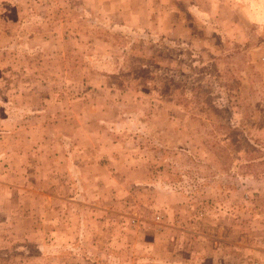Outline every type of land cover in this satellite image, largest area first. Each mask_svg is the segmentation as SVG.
Here are the masks:
<instances>
[{
	"label": "rangeland",
	"instance_id": "374dc122",
	"mask_svg": "<svg viewBox=\"0 0 264 264\" xmlns=\"http://www.w3.org/2000/svg\"><path fill=\"white\" fill-rule=\"evenodd\" d=\"M97 1L0 0V264H91L85 238L113 264H264V0L178 3L179 40ZM121 149L149 178L85 181ZM135 219L168 227L126 248Z\"/></svg>",
	"mask_w": 264,
	"mask_h": 264
},
{
	"label": "crops",
	"instance_id": "0c3cea01",
	"mask_svg": "<svg viewBox=\"0 0 264 264\" xmlns=\"http://www.w3.org/2000/svg\"><path fill=\"white\" fill-rule=\"evenodd\" d=\"M218 0H98L97 3L98 7H100V9H105L108 13L107 16H112L114 18H116L118 20V24L122 25V26H129V28L132 29H138L140 30L142 26H144L145 28L147 26H149V28L153 25H158L159 27V32L162 36L166 37V38H171V39H184L187 38V34L182 35L180 32V26L184 25L186 26V24H190V21L188 19H183L182 17V9L180 8L178 3H183L185 6L187 5H194L196 4L197 6L202 7V4H210V3H217ZM156 3H165L166 5L164 7L157 5ZM231 4L236 3V1L232 0L231 2H229ZM228 2L226 3L225 6H227ZM230 4V5H231ZM228 5V6H230ZM218 6V5H216ZM233 6V5H231ZM156 8H161L163 11L162 12H157ZM206 12H203V14H205ZM112 14V15H111ZM219 16V15H216ZM182 19V21H181ZM189 29V28H187ZM146 30V29H145ZM187 36V37H186ZM188 38H192V36L188 37ZM77 140L75 139L76 143ZM76 150L78 149V152L80 153V145L75 146L74 147ZM91 154L89 157H85L86 160H82L81 163H84L83 166L80 167H84V169H91L92 171L97 167V165H105L102 163L98 162V159H100V155L98 153V151H94V149H90ZM72 154H77V151H73V149L71 150ZM118 153L121 154V156H116V157H109V161L108 163H106V165L108 166L107 168V172L108 174L106 176H97V175H89L84 173V170H82V174L85 178V181H100L103 177H108L110 180H112L113 183L117 182V178L121 176V178L124 179V181H126V184H132V183H137L140 181L141 179L144 178H149V172H148V166L150 168V163H147L145 160L144 161H140V159H136V158H132L131 156L128 157L127 155H125L127 153L126 150L121 149ZM81 155V154H80ZM81 158V157H80ZM149 164V165H148ZM83 169V168H82ZM119 171H121V174H118ZM87 176V177H85ZM89 178V179H88ZM69 179L71 181V176L69 175ZM120 181V180H119ZM71 183V182H70ZM133 192L129 193V195L131 196L132 200H133ZM48 199L50 200H56L58 201V205L56 206L53 202V204H51L49 207L51 209V211H53V213L57 214L58 216H62L63 218L65 217V221L64 222H69V219H71V215H73L74 213H72L71 211H69V213L67 212V209L64 210L63 208L58 206H61L62 202L64 201V197L62 196H53V195H48ZM95 199H97V197H95ZM135 201V200H134ZM162 201V200H160ZM65 202V201H64ZM94 206H97V203H95ZM92 211L93 210H97V207L95 208H91ZM99 209V208H98ZM65 212L68 215H65ZM139 214V213H138ZM74 215H77L74 214ZM68 220V221H67ZM136 219L132 221V224L134 225H130L132 228H141L142 231V235L136 236V237H132L130 239H128V243H126V248H132V243L134 244V246H139L140 248L144 247V245L146 244V242L148 243L150 241L149 236H157V234H161L163 232L162 229H164V227H168L166 225L162 226V223L159 224L157 223L153 228L154 229H150L152 228V226H149V228H147L146 226H142V225H136ZM69 227V223H66V226L62 230H58L57 231V238L52 237V239L57 240V241H62L60 242L59 245L62 244H66L67 245V239H68V235L70 234V231L68 229ZM170 227V226H169ZM74 229H72L73 231ZM150 230L152 233H150ZM76 232H79V227L78 229H76ZM72 233V232H71ZM53 234V232H52ZM92 238V237H90ZM89 238V239H90ZM154 241H157L156 238L152 239ZM87 239L85 238L81 243L80 242H74L75 243V254L77 256H75V258H79L81 259L83 256H86V259H91V264H113L115 262H113L112 260L116 259L113 257H110L109 259H105V261L101 258L102 253L99 251L98 249V242H100V240H96V243L93 242V240H91V250L86 249V247L84 246V243H86ZM173 243V242H172ZM197 243V242H196ZM80 244L81 248H80ZM94 244V246H93ZM194 246H197L194 245ZM85 248L86 251L84 252L82 250V248ZM114 248V247H113ZM109 249V248H108ZM93 252V253H92ZM89 254V256H88ZM88 257V258H87ZM199 259V258H197ZM126 264H149L152 263L153 261L147 260V258H143V257H137L134 255H126V261H124ZM188 263H193L192 260L188 261ZM153 264H163L160 260H154ZM164 264H171V263H164Z\"/></svg>",
	"mask_w": 264,
	"mask_h": 264
},
{
	"label": "built area",
	"instance_id": "2783aa9c",
	"mask_svg": "<svg viewBox=\"0 0 264 264\" xmlns=\"http://www.w3.org/2000/svg\"><path fill=\"white\" fill-rule=\"evenodd\" d=\"M156 219H157V221H159V220L161 219V217H160V216H157V218H156Z\"/></svg>",
	"mask_w": 264,
	"mask_h": 264
}]
</instances>
